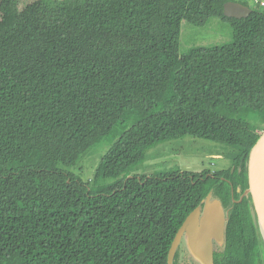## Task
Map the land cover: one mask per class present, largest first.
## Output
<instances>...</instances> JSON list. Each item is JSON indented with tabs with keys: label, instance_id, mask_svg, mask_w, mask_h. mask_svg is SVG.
<instances>
[{
	"label": "trees",
	"instance_id": "trees-1",
	"mask_svg": "<svg viewBox=\"0 0 264 264\" xmlns=\"http://www.w3.org/2000/svg\"><path fill=\"white\" fill-rule=\"evenodd\" d=\"M227 1L0 0V264H168L210 191L229 210L214 264H264L252 197L237 201L264 131V11ZM213 17L233 41L181 54L182 22ZM186 136L231 165L137 173ZM99 151L92 188L71 168Z\"/></svg>",
	"mask_w": 264,
	"mask_h": 264
},
{
	"label": "rangeland",
	"instance_id": "rangeland-1",
	"mask_svg": "<svg viewBox=\"0 0 264 264\" xmlns=\"http://www.w3.org/2000/svg\"><path fill=\"white\" fill-rule=\"evenodd\" d=\"M28 1L19 0V3L23 6ZM235 1H247L252 9L264 11V5L261 4L264 0ZM233 39L234 33L231 23L219 17L211 18L205 25H195L184 20L182 22L179 52L186 54L199 47L228 44ZM223 150V144L203 138L186 136L171 139L151 147L147 151L146 158L139 166L137 173L151 175L154 172H169L175 169L193 171L210 169L216 171L231 165L230 159L222 152ZM102 153L99 151L88 155L71 168L84 183L88 182L92 188L95 187L96 182L91 180L94 178ZM113 181L114 179H101L99 183L109 184ZM185 256L192 263L184 249H181L179 263L181 264Z\"/></svg>",
	"mask_w": 264,
	"mask_h": 264
},
{
	"label": "water",
	"instance_id": "water-1",
	"mask_svg": "<svg viewBox=\"0 0 264 264\" xmlns=\"http://www.w3.org/2000/svg\"><path fill=\"white\" fill-rule=\"evenodd\" d=\"M224 15L234 18L248 17L252 8L235 0L227 1ZM248 187L238 202L251 195L259 228L264 238V131L252 147L248 163ZM229 210L221 199L210 191L201 203L186 217L172 242L168 264H174L178 249L182 248L196 264H214V254L226 242Z\"/></svg>",
	"mask_w": 264,
	"mask_h": 264
},
{
	"label": "flooded vegetation",
	"instance_id": "flooded-vegetation-1",
	"mask_svg": "<svg viewBox=\"0 0 264 264\" xmlns=\"http://www.w3.org/2000/svg\"><path fill=\"white\" fill-rule=\"evenodd\" d=\"M181 249H182V248L178 249V251H177V252H179V256H178V259H177L178 264H180V263H179V258H180V255H181ZM176 254H177V253H176ZM181 264H196V263H194V262L190 263V262L187 260V256H185V257L183 258V261L181 262Z\"/></svg>",
	"mask_w": 264,
	"mask_h": 264
},
{
	"label": "bare ground",
	"instance_id": "bare-ground-1",
	"mask_svg": "<svg viewBox=\"0 0 264 264\" xmlns=\"http://www.w3.org/2000/svg\"><path fill=\"white\" fill-rule=\"evenodd\" d=\"M262 228H263V230H264V224H262Z\"/></svg>",
	"mask_w": 264,
	"mask_h": 264
},
{
	"label": "built area",
	"instance_id": "built-area-1",
	"mask_svg": "<svg viewBox=\"0 0 264 264\" xmlns=\"http://www.w3.org/2000/svg\"><path fill=\"white\" fill-rule=\"evenodd\" d=\"M262 5H264V2H261Z\"/></svg>",
	"mask_w": 264,
	"mask_h": 264
},
{
	"label": "crops",
	"instance_id": "crops-1",
	"mask_svg": "<svg viewBox=\"0 0 264 264\" xmlns=\"http://www.w3.org/2000/svg\"><path fill=\"white\" fill-rule=\"evenodd\" d=\"M238 2H241V1H238Z\"/></svg>",
	"mask_w": 264,
	"mask_h": 264
}]
</instances>
